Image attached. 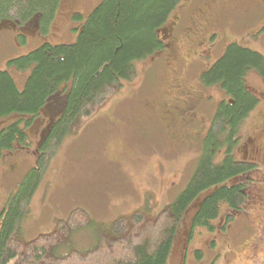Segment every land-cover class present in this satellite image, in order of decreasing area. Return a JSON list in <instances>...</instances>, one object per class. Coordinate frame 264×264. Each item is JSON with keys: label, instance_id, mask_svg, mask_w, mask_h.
<instances>
[{"label": "rangeland", "instance_id": "1", "mask_svg": "<svg viewBox=\"0 0 264 264\" xmlns=\"http://www.w3.org/2000/svg\"><path fill=\"white\" fill-rule=\"evenodd\" d=\"M103 1L61 0L44 31L37 21L22 27L14 19L4 20L0 70L8 69L23 89L32 70L18 71L9 67V61L44 43L76 42L81 25ZM75 13L84 18L75 19ZM161 36L166 48L138 61L136 77L62 142L24 221L26 240L52 233L79 207L92 221L71 238L77 248L86 250L96 244L98 226L107 228L148 204L155 215L175 201L194 175L212 119L228 97L219 84L204 86L202 74L234 42L264 55V0H183ZM246 85L260 99L233 148L238 161L258 165L247 200L229 224L224 205L212 222L213 230L193 227L192 204L178 226L167 264H264V80L251 69ZM57 106L53 98L45 115L28 126V118L22 117L29 144H18L0 157V230L11 197L37 165L40 143L59 113ZM18 119L6 118L0 128ZM228 145L224 133L216 164L223 163Z\"/></svg>", "mask_w": 264, "mask_h": 264}, {"label": "trees", "instance_id": "2", "mask_svg": "<svg viewBox=\"0 0 264 264\" xmlns=\"http://www.w3.org/2000/svg\"><path fill=\"white\" fill-rule=\"evenodd\" d=\"M60 1L0 0V23L14 19L24 27L37 21L43 31L47 30ZM182 1L104 0L81 25L76 42L44 43L9 61V67L18 71L32 70L23 89L8 69L0 70V121L19 117L0 128V157L18 144H29L31 136L21 126L22 117L28 118L27 126L33 124L45 115L53 98L59 109L40 143L37 165L27 173L5 210L0 264H167L178 226L192 204L193 227L212 230V222L220 217L224 205L229 210L228 224L243 209L258 165L238 161L233 148L242 125L260 105L259 97L246 85V75L255 69L264 80V55L234 42L202 74L204 86L219 84L228 97L212 119L194 175L174 202L155 215L148 204L117 218L107 228L98 226L97 242L86 250L77 248L71 238L75 230L92 221L87 210L79 207L58 222L52 233L32 240L23 235L31 203L64 139L77 133L136 77L138 61L166 48L158 30ZM74 17L84 18L81 13ZM224 133L229 145L223 163L218 165L215 158ZM237 178L240 181L230 183Z\"/></svg>", "mask_w": 264, "mask_h": 264}, {"label": "flooded vegetation", "instance_id": "3", "mask_svg": "<svg viewBox=\"0 0 264 264\" xmlns=\"http://www.w3.org/2000/svg\"><path fill=\"white\" fill-rule=\"evenodd\" d=\"M169 20V19H168ZM176 23H177V26L179 25V21H175ZM167 23V22H166ZM166 25V24H165ZM163 28V27H162ZM162 28L161 29H159L158 30V34H159V36L162 38V40L164 41L165 39H163V37L161 36V32H162ZM172 28L173 29H175L176 28V26L175 25H172ZM176 30V29H175ZM170 31H171V29H170ZM166 33V32H165ZM167 34V33H166ZM169 35V34H168ZM211 39H213L214 37L213 36H211L210 37ZM165 42V41H164ZM183 261H184V252H183ZM182 264H183V262H182Z\"/></svg>", "mask_w": 264, "mask_h": 264}]
</instances>
